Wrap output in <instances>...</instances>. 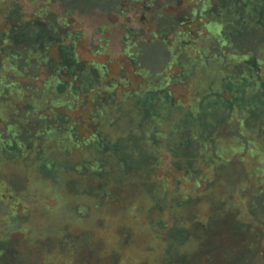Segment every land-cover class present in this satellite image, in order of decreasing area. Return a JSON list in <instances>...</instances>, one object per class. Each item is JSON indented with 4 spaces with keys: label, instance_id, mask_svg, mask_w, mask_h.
Instances as JSON below:
<instances>
[{
    "label": "trees",
    "instance_id": "1",
    "mask_svg": "<svg viewBox=\"0 0 264 264\" xmlns=\"http://www.w3.org/2000/svg\"><path fill=\"white\" fill-rule=\"evenodd\" d=\"M184 1L188 3L184 14L177 19L158 16L155 32L169 48L176 49L167 66L178 65V82L193 88L187 101H181L182 107L165 88L170 81L167 75L166 84L156 83V78H146L149 72L141 69L136 75L142 83L133 89L128 80H106L105 67L80 62L78 35L68 30L65 17L54 18L53 0H30L36 4L33 11L0 0V201L4 207L13 199L16 203L27 201L30 189L38 187L53 195L56 204L52 213L57 211L68 223L95 220L98 227L114 224L116 244L109 254L114 263L115 255L130 246L129 233L119 221L124 224L129 213L137 217L138 211L147 217L144 227L151 231L148 253L157 257L156 264H169L160 257L184 252L181 246L191 237L180 229L182 222H188L168 228L166 218L158 216L162 195L150 184L152 176L148 174L159 146L167 148L172 166L186 176L207 165L206 174L224 178L229 184L237 182L236 190L251 182L261 186L259 194H264V0ZM66 2L68 8L62 12L67 15L79 5L102 11L124 6L122 0ZM144 2L146 9L150 7L149 0ZM195 21L200 25L192 34L174 30L178 22L183 26ZM41 72L45 79L36 85ZM65 110L77 113L72 118ZM174 112L177 117L171 120ZM162 122H169L170 131L159 128ZM231 122L235 124L232 135L221 136L223 126ZM83 128L89 131L88 137L81 136ZM159 139L163 144L156 143ZM137 178H142L144 185L141 189L132 186L130 194L146 193L148 208L134 209L133 201L122 209L127 199L112 201L110 187ZM78 198L85 204L77 209L73 202ZM195 202L172 195L159 211L166 206L171 214H175L173 209L190 211ZM205 205L210 206V214L223 208L211 198ZM76 209L77 214L81 211L80 217ZM3 212L0 264H13L19 250H24L22 242L33 252L39 247L43 256L62 255L74 248L70 237L59 236L66 232L64 223L50 221L46 209L42 211L43 230L49 236L38 244L16 235L21 228L27 229L29 221L14 220L15 211ZM234 216L229 211L227 221L233 222L234 235L247 239V245L243 247L245 261L232 264H253L259 261L254 253V230ZM64 244L65 250L60 248ZM3 253L7 259L2 258Z\"/></svg>",
    "mask_w": 264,
    "mask_h": 264
},
{
    "label": "rangeland",
    "instance_id": "2",
    "mask_svg": "<svg viewBox=\"0 0 264 264\" xmlns=\"http://www.w3.org/2000/svg\"><path fill=\"white\" fill-rule=\"evenodd\" d=\"M149 1L150 7L147 9L144 7V0L139 2L122 0L124 6L109 11L79 5V8L74 11L72 9L68 15L66 12V14L62 12L68 8L66 0H53L52 8L55 11L54 18L65 17L69 25L68 30L78 35L76 52L80 62L105 67L106 80L120 81L125 79L129 81L130 88L133 89H138L142 83V79L136 75V72L141 69L149 72V76L146 78H156L154 80L156 83L162 81L163 84H166L165 78L169 77L170 81L165 85V88L173 94L177 104L183 107L182 102H186L187 98L191 96L193 88L178 82V74L181 70L178 65L167 66L176 49L169 48V43L168 45L164 43L155 32L157 31L158 16L177 19L184 14L188 3L184 0ZM9 3L16 4L28 11H33L36 8V4H30V0H10ZM141 16L144 17L143 21H140ZM198 25L200 24L197 21L183 26L178 22L174 30L188 31L192 34L198 30ZM172 31L173 29L166 35L168 40L172 38ZM152 33H155V36ZM126 34L127 37H125ZM124 51L130 55L126 56ZM231 59L230 55L226 56V60L230 61ZM137 63L139 65H136ZM71 74L73 75L72 72ZM37 77L36 85L45 79L42 72ZM18 79L23 81L22 78ZM64 112L72 118L77 113L71 110ZM176 117L177 113H172L171 120ZM158 126L166 132L170 131L169 122L159 123ZM234 128V122L225 124L221 136L228 138L232 135ZM80 132L81 136L85 137L90 134L86 128L81 129ZM156 143L163 144V140L159 139ZM158 151L148 176H152L150 184L154 183L153 186L158 187L162 195L160 207L164 208L172 195L179 199L182 197L184 201L188 198L197 200L194 208L190 210L191 212L173 209L175 214H171L169 207L166 206L160 213L161 208L158 207V216L160 215L162 219L166 218L164 222L168 228L180 224L182 221L188 222H182L184 225L180 229L191 237L181 246L185 250L184 252L178 251L175 254H168L166 258L160 257V260L162 262L165 260L164 262L167 261L169 264H232V261L234 263L245 261L243 247L247 245V239L243 236L234 235L233 222L231 224L230 221H227L230 211L234 212L236 218L245 223L247 227L253 228V235L257 243H255L257 248L254 249V253L259 260L253 261V264H264V194H259L262 187H256L250 182L249 187L236 190L237 182H230L229 184L224 178L206 174L207 165L195 168L192 170L191 176H186L183 170L172 166V155L164 145L159 146ZM242 155L244 153L240 154V156ZM216 156L222 159L218 153ZM206 175L208 178H205ZM195 181H198L199 185H195ZM142 183V178H137L134 181L125 180L118 182L117 185H112L110 187L113 193L112 201L125 198L127 201L125 200L122 209L133 201L136 204L134 209L142 207L147 209L146 193L144 194L139 190L134 195L130 194L132 186L141 189L144 185ZM208 198L220 203L223 208L214 210L213 214H210V206L207 205L206 207L205 205ZM55 204L56 200L53 195L38 187L30 189L27 201L20 200L16 203L13 199L9 202L8 207L7 205L4 207L3 202L0 201L1 215H4L3 211L6 210L8 212L15 211L17 215L13 216L14 220L29 221L28 225H25L27 229L21 228V231L18 232L19 235L14 233L19 236L20 240H29L38 244L43 243L48 238V233L43 230L45 221L42 211L45 212L46 209V214L51 213L50 221L64 223L62 227L65 226L66 232H62L59 236L61 238L70 237L74 242V248H68L63 251L62 255L51 254L47 256H43L44 253H41L39 247L33 252L27 247L26 242H22L25 251L22 248L19 250V256L13 264H27L24 262L26 260L32 261L34 264H156L157 257L148 253L152 242L150 240L151 231L144 227L147 217L142 216L138 211L136 212L137 217H132V214L129 213L124 224L119 221V226L122 225L125 228H123L124 232L129 233L127 236L130 246L125 253L120 252L115 255L117 261L114 263L109 254L113 245L116 244V239L112 234L116 231V226L107 224L98 227L95 220L94 223L92 221L80 224L68 223L64 221L65 216L59 215L57 211V214L52 213ZM84 204L83 198H78L76 202H73V206H76L77 209L78 206ZM254 205V209L259 211L258 214L253 209ZM77 209L76 215L80 217L82 213L80 211L77 214ZM152 215L154 214L152 213ZM186 215L190 216L186 217ZM99 216L102 220L105 219L104 213ZM160 216L159 218H161ZM96 219L97 221L100 220L99 218ZM160 231L161 233L165 232L162 228ZM85 233L90 234L89 238L84 235ZM83 235L86 237L85 240L81 238ZM1 238L0 235V241ZM66 246L67 244H64L60 248L65 250ZM94 246H96L95 250L93 249ZM2 258L7 259V254L3 253ZM122 260L123 262H120ZM3 263L7 264L8 262L3 261Z\"/></svg>",
    "mask_w": 264,
    "mask_h": 264
}]
</instances>
